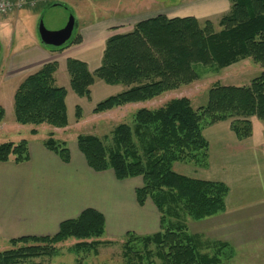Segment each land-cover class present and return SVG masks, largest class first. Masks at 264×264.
Segmentation results:
<instances>
[{
    "label": "trees",
    "instance_id": "16d2710c",
    "mask_svg": "<svg viewBox=\"0 0 264 264\" xmlns=\"http://www.w3.org/2000/svg\"><path fill=\"white\" fill-rule=\"evenodd\" d=\"M230 3V11L218 24L165 15L138 22L130 32L107 40L101 66L93 72L86 62L67 59L71 90L90 100L96 80L108 86H124L125 90L95 106L93 114H102L190 86L201 79L200 65L218 72L251 58L264 68V0ZM82 42L80 34L72 35L62 46H52L53 53ZM58 69V61L46 63L19 85L14 96L17 123L48 125L53 130L68 127V91L55 84ZM4 117L5 110L0 106V124ZM83 117V109L77 106V121ZM254 117L264 124V70L248 86L214 84L208 92V103L197 109L188 98L172 99L153 110L141 108L131 125L123 123L112 131L111 144L96 135L78 136V150L93 171H113L118 181L141 178L143 185L135 192L138 204L143 207L151 201L160 215L157 233L126 234L125 264H221L227 259L224 250L230 245L208 242L201 234L191 233L187 219L203 221L224 213L229 186L181 175L173 166L192 163L207 169L210 144L205 129L231 122L237 138L247 140L253 136ZM54 136L50 132L44 146L69 163L67 143ZM29 159L27 140L0 144V163L13 160L21 164ZM105 233L104 214L89 208L63 221L53 236L11 239L12 249L0 252V264H28L37 258L56 257L60 254L57 246L70 240L78 242L71 248L77 255L88 251L96 254ZM152 245L155 250H151ZM215 246H219L217 251ZM204 248L209 252H203ZM230 252L234 253L232 248Z\"/></svg>",
    "mask_w": 264,
    "mask_h": 264
},
{
    "label": "rangeland",
    "instance_id": "374dc122",
    "mask_svg": "<svg viewBox=\"0 0 264 264\" xmlns=\"http://www.w3.org/2000/svg\"><path fill=\"white\" fill-rule=\"evenodd\" d=\"M158 1L161 3L164 1L166 6L178 4L177 0ZM54 2L65 6L74 16L73 37L81 33L82 30L94 31L92 28H95L96 31L101 30V28L107 31L112 25H116V29L128 30L129 27L133 26L134 28L135 24L143 21L142 19L152 16V14L150 15L151 11H155V14L162 8L159 5L147 13L146 10L149 9V6L155 5L154 0H43L34 9L27 7L21 11H15L8 18H3L0 24V106L5 110V117L0 124V144L8 141L19 143L22 140L38 144L49 138V133L53 129L48 125L38 127L17 123L14 96L19 85L29 75L35 73L41 67L42 62H52L54 59L59 63V69L55 74V84L66 87L70 92L68 103L72 125L65 135L55 133V139L65 141L72 151L77 149L79 135H96L103 139L106 144H111L112 131L123 123L131 125L137 111L133 107H129L130 110L128 111H120L122 110L120 107L102 114H93V108L98 103L113 96L119 88L125 90L122 85L109 87L103 81L96 80L93 96L90 100L77 96L71 90L66 56L63 52L53 53L52 46H46L42 43L43 38L54 43L66 39L71 16L62 11L58 12L46 22L43 32L39 31V23L43 14ZM220 18L206 20L218 24ZM55 55L57 58H54ZM97 62L98 60L90 61L91 67L94 68ZM263 70L262 65L255 63L251 58L218 72L210 67L200 65L198 66V72L201 75L199 81L190 86L167 92L144 104H147L146 108L153 110L165 105L172 99L188 98L197 109L208 103V92L214 84L248 86ZM103 86H108L111 89H104ZM77 106L83 109L84 114V119L79 124H77L76 119ZM118 109L120 112L115 111ZM33 130H37V133L32 134ZM259 136L258 134L257 138ZM214 160L217 162L214 164V169L218 171L220 176L224 175L222 167L225 166L222 163L229 161L225 167V175H229L231 178L229 182L231 193L228 195L229 198L227 197L228 200L226 199V209L228 205L231 214L222 217L220 215L223 213H221L213 219L208 220V218V221L187 219L189 230L191 233L201 234L202 239L208 242L227 243L232 240L219 239L216 235L219 233L221 236L222 234V231L218 230L221 223L230 221L231 224L239 226L237 230L231 228V234L235 233V242L243 240L245 242L242 244L238 242L236 246L227 243L230 245V248L224 250L227 259H222L221 264H264V160L259 159L252 162L251 158L243 157L241 159L235 156L230 159L229 157H215ZM175 164L176 170L183 166H189V170L200 169L192 163ZM189 172L195 174L194 170ZM126 240L127 236L111 239L105 233L104 237L100 239L103 244L98 247L96 254L94 251H88L79 255L71 250L78 242L70 240L57 246L60 249L58 256L37 258L28 264H125L123 253ZM203 242L205 243V241ZM213 248L217 251L219 246ZM231 248L234 251L233 254L230 252ZM10 249H12L10 239L0 238V252ZM214 249L210 250V254H214ZM140 250H142L141 247ZM151 250H155L154 245L151 246ZM202 250L209 252L205 248ZM155 261L160 263L158 259ZM138 264H146V261Z\"/></svg>",
    "mask_w": 264,
    "mask_h": 264
},
{
    "label": "crops",
    "instance_id": "0c3cea01",
    "mask_svg": "<svg viewBox=\"0 0 264 264\" xmlns=\"http://www.w3.org/2000/svg\"><path fill=\"white\" fill-rule=\"evenodd\" d=\"M177 1L178 4L166 6L164 1L161 3L154 0L155 5L149 6V9L146 10L147 13L159 5L162 8L155 14V11H151L150 15L152 14V16L146 19L165 15L168 18L195 17L199 20H206L222 17L231 8L230 0ZM132 28L133 26L128 30H122L116 29V25H112L107 31L103 28L99 31H96L95 28H92L94 31L82 30L79 34L83 38V42L63 51L64 56H66V60L73 58L86 62L93 72L101 66L107 40L114 35L128 33ZM54 58H57V55ZM92 60L93 62L98 60L94 68L90 65ZM46 63L49 62H42V65ZM95 85L96 83L91 88V98ZM102 88L111 89L108 86ZM122 91L123 88H119L114 95ZM69 98L70 92L68 91L66 99L68 127L51 130V132L65 135L72 126L69 116ZM146 106L147 104L144 103L133 104L115 111H128L129 107L138 111ZM83 119L84 117L82 121ZM82 121H77V124ZM251 121L253 136L247 140L237 138L231 129V122H222L208 127L204 131V136L210 144V166L203 170L193 168L195 174L198 175L189 172L193 171L189 170V166H183L177 170L174 166V170L181 175L196 179L224 182L230 187L231 178L229 175H225V167L229 161L222 163L225 166L222 167L224 175L220 176L214 169V164L217 163L214 160L215 157H229V159L232 156L241 159L247 157L251 158L252 162L253 160H264V124L258 122L256 117ZM258 134L259 138H257ZM28 143L30 159L27 162L18 164L12 160L0 163V238L11 240L23 236H53L57 234L63 221L74 219L89 208L104 214L106 235L111 239L123 238L128 232L149 235L159 231L160 215L154 204L148 201L145 206L141 207L137 202L135 192L142 186L141 178L118 181L113 171L95 172L88 166L78 147L73 151L69 148L71 157L70 162L66 163L54 152L48 150L44 146V142ZM230 214L227 205L226 211L220 216L225 217ZM208 220L206 219V221ZM231 223L230 221L221 223L218 230L222 231V234L220 236L218 233L217 238L227 241L231 239L232 241L227 243L233 246H236L238 242L239 244L244 243V237L243 241L235 242V233L231 234V232L235 228L239 229V226ZM212 235L215 236V234Z\"/></svg>",
    "mask_w": 264,
    "mask_h": 264
},
{
    "label": "water",
    "instance_id": "95a60500",
    "mask_svg": "<svg viewBox=\"0 0 264 264\" xmlns=\"http://www.w3.org/2000/svg\"><path fill=\"white\" fill-rule=\"evenodd\" d=\"M65 12L68 13V15H70V20H69V29H68V34H67V38L64 40H61L60 42H52V41H48L45 38H43L42 43L46 46H55V47H59L62 46L63 44H65L71 37H72V33L74 31V27H75V18L74 16L71 14V12L62 4L60 3H54L52 4L43 14L40 23H39V31L42 33L44 28H45V24L46 22H48V20H50L56 13L58 12Z\"/></svg>",
    "mask_w": 264,
    "mask_h": 264
},
{
    "label": "built area",
    "instance_id": "2783aa9c",
    "mask_svg": "<svg viewBox=\"0 0 264 264\" xmlns=\"http://www.w3.org/2000/svg\"><path fill=\"white\" fill-rule=\"evenodd\" d=\"M43 0H0V24L3 18H7L15 11L22 10L24 8L34 9Z\"/></svg>",
    "mask_w": 264,
    "mask_h": 264
}]
</instances>
